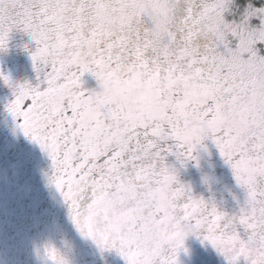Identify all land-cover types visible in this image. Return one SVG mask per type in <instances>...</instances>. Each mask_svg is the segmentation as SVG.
<instances>
[{
    "label": "snow or ice",
    "instance_id": "6c2138e0",
    "mask_svg": "<svg viewBox=\"0 0 264 264\" xmlns=\"http://www.w3.org/2000/svg\"><path fill=\"white\" fill-rule=\"evenodd\" d=\"M20 29L39 83L19 85L7 112L47 153V185L82 235L127 264H179L189 234L228 264H264V0H0V49ZM93 33L103 44L91 66L73 64ZM117 69L158 85L160 111L83 87L86 73ZM209 137L246 192L238 214L194 196L167 164L195 160ZM28 208L43 213L39 194Z\"/></svg>",
    "mask_w": 264,
    "mask_h": 264
},
{
    "label": "rangeland",
    "instance_id": "374dc122",
    "mask_svg": "<svg viewBox=\"0 0 264 264\" xmlns=\"http://www.w3.org/2000/svg\"><path fill=\"white\" fill-rule=\"evenodd\" d=\"M26 34L31 37L30 32L26 31ZM35 47L33 45L24 55L4 53L9 63L4 64L6 67L0 64V80L2 77L14 80L24 70L30 71L31 53ZM19 60L24 63L20 65ZM87 77L83 81L84 88L88 82L90 86L95 83L91 74ZM1 114L0 264H55L56 253L69 246L75 264H127L116 249H102L75 228L62 196L54 186L47 185L46 174L49 172L44 171L43 166V157L47 153L38 148L32 151L33 162L24 160L21 154L25 151L18 145L20 134L4 123L10 114L0 101ZM193 155L196 157L194 163L187 160L182 164L175 156L169 155L167 164L177 170L179 181L189 186L194 196L211 202L228 215L238 214L246 192L237 184L231 166L213 140L210 137L204 139ZM36 194L42 201L43 213L33 214L28 208L31 197ZM52 250L54 258L49 255ZM178 260L179 264H228L210 243L195 234L186 237ZM238 264H247V261L241 257Z\"/></svg>",
    "mask_w": 264,
    "mask_h": 264
},
{
    "label": "clouds",
    "instance_id": "9594fccd",
    "mask_svg": "<svg viewBox=\"0 0 264 264\" xmlns=\"http://www.w3.org/2000/svg\"><path fill=\"white\" fill-rule=\"evenodd\" d=\"M103 44L98 34H89L71 51L73 64L88 68L91 66L93 53ZM140 73L131 69L114 70L110 76L95 78V90L109 99L123 98L128 107L143 116L160 111V89L154 83L136 84ZM55 264H75L71 246L56 253Z\"/></svg>",
    "mask_w": 264,
    "mask_h": 264
},
{
    "label": "flooded vegetation",
    "instance_id": "af4514ba",
    "mask_svg": "<svg viewBox=\"0 0 264 264\" xmlns=\"http://www.w3.org/2000/svg\"><path fill=\"white\" fill-rule=\"evenodd\" d=\"M30 39V41H29ZM35 45V42L31 40V37L26 34L25 30H14L10 33L9 35V40L7 43L6 48L0 49V64L6 67L4 64H8L9 61H6L4 53L9 52L12 55L13 54H19V55H24L28 54V50ZM5 60V61H4ZM14 60V59H13ZM32 60V59H31ZM23 60H19V64H23ZM30 65H32V68H30V71L24 70L23 73H20L14 80L7 79L2 77L0 80V101L2 102V107L7 110L6 105L7 103L14 98L13 93L16 90V88L21 85L22 82L29 83L28 80H30V83L35 86L39 83L37 79V73L35 71L33 61L30 62ZM86 76V77H85ZM88 74L86 73L84 75L85 78L88 79ZM95 88V83L94 85L90 86V82L86 83L85 89L91 90ZM4 101L6 102V105L4 104ZM2 116V114L0 115ZM5 124H10V126L13 127L12 125V120L11 117H9L5 122ZM20 134V137H18V145L25 151V153H22L21 156L25 158L27 162H33V150L36 151V149L40 148L38 144L35 142L31 141L29 138H26L22 132L18 131ZM41 153V152H40ZM44 160V171L46 172H51V160L48 157V155L43 157ZM190 163H194L195 160H188ZM211 203V202H210Z\"/></svg>",
    "mask_w": 264,
    "mask_h": 264
}]
</instances>
